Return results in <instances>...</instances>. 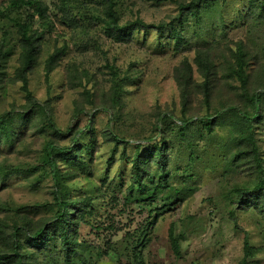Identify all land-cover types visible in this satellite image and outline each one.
Here are the masks:
<instances>
[{"label":"rangeland","instance_id":"374dc122","mask_svg":"<svg viewBox=\"0 0 264 264\" xmlns=\"http://www.w3.org/2000/svg\"><path fill=\"white\" fill-rule=\"evenodd\" d=\"M9 1L0 0V114L25 109L28 104L16 74L21 48L9 14L25 19L32 10L28 5L4 9ZM40 1L49 8L46 16L33 25L37 33H42L41 48L27 77L30 90L44 109L34 114L27 131L21 130L13 145H6L0 138V252H11L10 235L15 226L23 225V252L30 254L26 264H264V215L253 200L246 203L252 198L246 193L257 178L245 165L235 163L239 119L228 106L217 118L219 109L232 102V87L222 78L223 89L211 101L194 95L185 110L175 78V67L188 57L195 78L200 80L195 49L205 39L225 48L243 41L259 59V65L252 59L253 67L259 69L264 65V10L238 21L235 6L241 0H232L203 17L206 29L192 19L184 32L187 45L176 48L171 43L159 48L154 31L147 37L140 32L127 41H115L99 27L77 26L78 13L96 5L89 0ZM118 7L122 23L137 18L148 23L169 22L178 13L173 0H118ZM223 19L227 21L225 32ZM62 48L66 55L47 73L49 55ZM107 60L122 73L135 77V82L127 86L119 118L109 108ZM162 114L178 122L184 115H213L217 124L209 137H197L196 161L188 160L185 151L189 153L190 147L184 143L168 150L170 181L175 188H184L185 196L161 210L145 246L133 249L134 237L149 218L148 209L161 207L162 201L140 203L128 197L132 166L121 155H131L132 144H148ZM51 120L65 136L54 133L49 126ZM85 126L97 140L93 155L83 152L87 164L78 166L67 163L64 157L58 159L67 199L82 202L92 210L79 225L75 252L69 258L60 243L52 241L44 250L32 246L25 227L29 223L38 226L56 211L57 185L46 163L47 143L51 140L59 146L73 145L77 155L79 147L74 140ZM113 134L123 141L116 143L111 139ZM89 137L83 136V140ZM187 166L194 173L193 179L183 176ZM151 171H158L154 163ZM171 224L177 245L169 234ZM246 242L249 251L245 261Z\"/></svg>","mask_w":264,"mask_h":264},{"label":"trees","instance_id":"16d2710c","mask_svg":"<svg viewBox=\"0 0 264 264\" xmlns=\"http://www.w3.org/2000/svg\"><path fill=\"white\" fill-rule=\"evenodd\" d=\"M92 5L86 13H78L76 25L87 28L99 27L106 36L115 41H127L135 36V33L143 32L147 37L154 31L158 35V47L165 48L167 44L174 43L176 48L183 47L189 43L184 32L192 19L195 24L207 28L203 24V17L207 13L223 7L232 0H173L177 3L178 13L168 22L148 23L137 18L125 23L121 22L122 16L118 7V0H89ZM236 1V0H234ZM24 5L32 10L25 19L17 16L9 18L19 35L20 42V64L16 69V74L22 81V88L25 91L28 101L25 109L8 110L0 114V138L5 140L6 145L11 146L16 141L21 130L27 131L34 114L43 107L39 100L35 98L28 84V72L36 65L41 48L42 33H37L33 25L36 19L46 16L48 5L40 0H10L4 9L19 8ZM242 5V8L240 6ZM236 12L238 21H246L247 17L253 15L258 10H264V0H241ZM240 8V9H239ZM0 14H2L0 10ZM208 14V15H209ZM226 18V16H224ZM227 30V21L223 19L222 31ZM167 41L163 42L162 39ZM84 47L87 44L84 43ZM85 49V48H84ZM5 54L1 55L3 57ZM66 55V49H58L51 53L47 60L46 70L50 73L60 59ZM254 63L259 65V59L252 56L243 41L236 46L214 45L212 41L204 40L201 47L195 49V62L198 65L200 80L194 76L193 63L185 57L178 66L175 67V78L181 92L182 105L185 110L194 95H202L205 100L211 101L217 91L223 89L222 78L232 87V102L224 104L217 113V118L222 116L221 109L225 106L234 112L236 119H239L237 126V148L235 153V163L238 166L245 165L252 176L257 178L255 185L250 188L246 195L249 197L246 203L253 200L255 208L264 215V150L260 139L264 135V65L259 69L253 67ZM225 64V66H224ZM110 74V88L108 103L111 112L119 118L123 109L124 94L127 86L135 82L134 74L122 73L121 69L107 60L106 64ZM223 65V67H222ZM224 68V70H223ZM224 71L221 73V71ZM0 73H3L2 71ZM221 73V74H220ZM253 79L255 81H253ZM254 83L258 85H254ZM227 85V84H226ZM116 109V110H115ZM178 122L174 121L168 114H162L155 122V135L150 137L148 144H132L131 155L123 152L122 160L131 162L132 180L128 188V197L135 202H149L154 204L161 199L162 206L149 208V218L142 226L140 233L134 237L136 245L145 246L150 239V232L156 226L158 216L167 205L183 200L185 192L183 189L175 188L170 181V171L167 169L170 148L184 146L190 147L186 150L187 158L190 162L196 161L199 156L194 152V145L197 144V137L210 136L215 131L217 119L213 115H203L197 118L184 115ZM55 134L65 136L66 133L60 130L54 122L49 124ZM81 129L74 142L79 149L77 155L73 152V145L59 146L54 141H49L46 145V163L51 168V175L57 185L56 211L48 220L41 222L36 227L31 223L26 224L28 242L40 250L49 247L53 241L60 243L66 252L67 257H72L75 252L78 229L81 222L86 221L87 215L92 212L91 206L83 207L72 199H67V190L62 184L58 168V159L64 157L69 164L82 166L87 164L86 154L93 155L96 150V136ZM71 129L68 130V132ZM90 136L83 140V136ZM112 140L120 143L123 140L117 135H112ZM180 150V148H179ZM85 152L86 154H83ZM184 152V151H183ZM180 153L182 151L180 150ZM157 166L156 172L151 171V164ZM189 166L184 169L183 176L193 179L194 173L190 172ZM123 182V179L120 178ZM169 190L168 193H163ZM22 226H15L10 235L13 240L10 251L0 252V264H26L29 257L24 251V244L21 240ZM35 228V230H34ZM169 234L173 244L177 245V237L174 232V225L171 224ZM245 261L248 257V242L245 243ZM70 261V260H69Z\"/></svg>","mask_w":264,"mask_h":264}]
</instances>
